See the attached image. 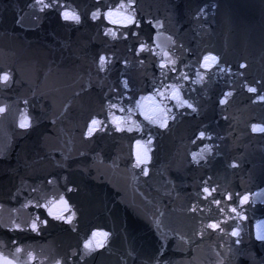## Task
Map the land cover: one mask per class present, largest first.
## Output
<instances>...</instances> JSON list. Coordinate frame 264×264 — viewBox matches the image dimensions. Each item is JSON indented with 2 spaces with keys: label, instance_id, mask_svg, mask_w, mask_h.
<instances>
[{
  "label": "water",
  "instance_id": "95a60500",
  "mask_svg": "<svg viewBox=\"0 0 264 264\" xmlns=\"http://www.w3.org/2000/svg\"><path fill=\"white\" fill-rule=\"evenodd\" d=\"M34 1L167 106L264 248V0Z\"/></svg>",
  "mask_w": 264,
  "mask_h": 264
},
{
  "label": "snow or ice",
  "instance_id": "6c2138e0",
  "mask_svg": "<svg viewBox=\"0 0 264 264\" xmlns=\"http://www.w3.org/2000/svg\"><path fill=\"white\" fill-rule=\"evenodd\" d=\"M65 18L66 19H73V20H77L78 21V19H79V17L78 16H75L74 14H70V13H65ZM205 59H208L207 57H205ZM213 59H215V58H213ZM103 60H104V57H101V61L103 62ZM0 80H3V81H7L8 80V76L7 75H4V76H2V77H0ZM249 91H255V89H253V88H250L249 89ZM223 102V101H222ZM0 111H2V109H0ZM93 123H96V121H93ZM21 127H27V124H21ZM254 130H256L255 128H254ZM260 131H264V129H260ZM89 134H91V130H90V133ZM215 227V226H214ZM106 235V234H105Z\"/></svg>",
  "mask_w": 264,
  "mask_h": 264
}]
</instances>
